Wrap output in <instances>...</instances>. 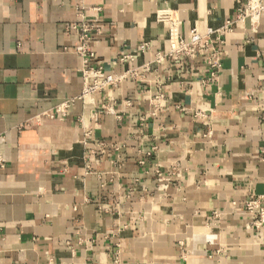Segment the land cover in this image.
I'll return each mask as SVG.
<instances>
[{
    "label": "crops",
    "instance_id": "1",
    "mask_svg": "<svg viewBox=\"0 0 264 264\" xmlns=\"http://www.w3.org/2000/svg\"><path fill=\"white\" fill-rule=\"evenodd\" d=\"M247 3L0 0V264H264V11L237 21ZM170 20L185 39L233 22L214 78L211 47L168 55ZM87 25L90 65L136 74L83 98Z\"/></svg>",
    "mask_w": 264,
    "mask_h": 264
},
{
    "label": "built area",
    "instance_id": "2",
    "mask_svg": "<svg viewBox=\"0 0 264 264\" xmlns=\"http://www.w3.org/2000/svg\"><path fill=\"white\" fill-rule=\"evenodd\" d=\"M264 11V0H248L247 5L240 9L237 21H243L247 17L252 19H257L260 17L261 13ZM171 22V49L168 55L175 59H180L182 57H188L193 55L200 46L205 45L206 47H211L212 51L208 55V63L210 65L211 77L214 78L221 67L218 62L219 50L216 48V44L223 45L226 40V35L232 30L233 22L227 21V23L219 29L210 28L206 33H200L196 28L192 29L190 32V38L185 39L182 31L180 29V22L178 20H170ZM95 25H87L83 28V45L81 49V54L84 57L85 68L83 69V75L85 78V85L82 93V97L85 98L95 92L105 88L106 86H117L123 79L128 77V75H135L133 70L127 71L124 74L114 76L105 75L104 67L102 64L98 63L97 66L90 65L91 61L94 60L95 55L89 50L87 46L88 40H90L89 34ZM213 35H216V40L213 39ZM148 44L142 46V50H146ZM165 55L159 53L157 56L158 61L164 59ZM133 58L132 55L123 56L120 61L124 62L128 59ZM73 100H67L64 103L58 105L53 113L49 114L50 117L54 118L56 116L66 117L68 113V108L72 104ZM102 109L112 111L108 105H102ZM5 159L0 151V168L4 167ZM159 176L163 178V175L159 173ZM246 208L250 213H254V210L258 207V200H251L245 203ZM264 221V210H261L260 218L254 219V224L259 225Z\"/></svg>",
    "mask_w": 264,
    "mask_h": 264
}]
</instances>
